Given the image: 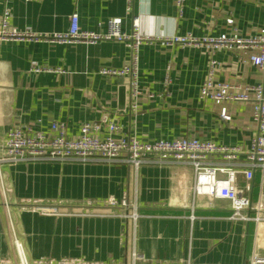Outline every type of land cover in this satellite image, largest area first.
Returning a JSON list of instances; mask_svg holds the SVG:
<instances>
[{
  "label": "crops",
  "instance_id": "crops-1",
  "mask_svg": "<svg viewBox=\"0 0 264 264\" xmlns=\"http://www.w3.org/2000/svg\"><path fill=\"white\" fill-rule=\"evenodd\" d=\"M127 8L126 0H0V24L8 10L10 28L48 36L67 32L74 14L83 30L102 32L108 19L122 18L125 32L136 21L141 33L162 38H248L264 28V0H185L182 13L175 0H135ZM251 53L216 51L217 81L262 83ZM210 57L203 47L142 45L134 110L129 79L100 74L129 63L126 45L0 41V156L14 127L48 131L62 122L75 137L105 115L117 117L122 136L141 141L194 137L248 150L257 134L253 105L226 104V121L222 106L199 97ZM193 175L181 164L0 163V264H250L254 255L264 256V224L231 220L228 200L194 198ZM238 181L245 185L243 176ZM260 182L257 170L254 203ZM126 196L138 209L136 222L82 215L113 213L100 205ZM42 207L58 213L45 214Z\"/></svg>",
  "mask_w": 264,
  "mask_h": 264
},
{
  "label": "built area",
  "instance_id": "built-area-1",
  "mask_svg": "<svg viewBox=\"0 0 264 264\" xmlns=\"http://www.w3.org/2000/svg\"><path fill=\"white\" fill-rule=\"evenodd\" d=\"M134 1L126 0L128 11L132 10ZM175 2L182 13L185 0H175ZM9 18L10 12L7 10L0 24V41L49 40L63 44L88 45L114 41L126 45L130 49L129 63L121 69L102 68L100 74L106 77L129 79L131 98L135 100L132 104L134 110L138 109L136 100L140 95L139 52L142 45L160 42L165 46L203 47L211 57L208 73L200 88V99L222 106L221 118L226 121L231 119L226 104L251 103L257 134L248 150L218 145L213 141L194 137L146 142L135 136H122L117 117L105 115L99 121L85 123L80 134L75 137L68 136L67 126L62 122H53L48 131L35 130L33 126L26 129L14 127L9 130L6 141L1 147L3 154L0 156V163L94 161L123 163L133 165L135 168L152 163L181 164L193 170L190 191L194 198L208 196L211 199L228 200L232 208L231 220L264 224V81L258 85L246 86L221 83L216 79L219 62L214 57L218 50H251L250 62L264 73V28L248 38L241 37L237 33L203 38L177 35L162 38L141 33L136 21L132 32L127 33L123 30L122 18L108 19L105 24L106 30L102 32L83 30L78 14H74L70 18L67 32L48 36L12 29L9 26ZM257 170L261 172L260 194L254 203L251 197V182ZM239 176L245 179L243 187L238 184ZM100 207L113 210V213H99L94 210L84 212L82 215L118 216L132 219L134 222L140 218L137 207L130 203L127 196L121 200L110 198ZM56 209L42 207L43 212L49 215L57 214ZM134 257L137 258L136 254ZM250 264H264V256L254 255Z\"/></svg>",
  "mask_w": 264,
  "mask_h": 264
}]
</instances>
